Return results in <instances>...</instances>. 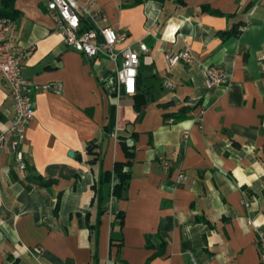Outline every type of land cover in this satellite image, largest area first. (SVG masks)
Listing matches in <instances>:
<instances>
[{
  "label": "crops",
  "instance_id": "1",
  "mask_svg": "<svg viewBox=\"0 0 264 264\" xmlns=\"http://www.w3.org/2000/svg\"><path fill=\"white\" fill-rule=\"evenodd\" d=\"M75 2L83 28L112 27L140 53L137 92L105 55L66 46L48 0L16 1L12 34L35 47L24 77L61 90L33 93L26 169L11 135L0 147V264H261L264 0ZM186 48L228 81L210 89L195 65L171 67L167 53ZM13 116L0 75V134ZM118 163L131 175L122 199Z\"/></svg>",
  "mask_w": 264,
  "mask_h": 264
},
{
  "label": "built area",
  "instance_id": "2",
  "mask_svg": "<svg viewBox=\"0 0 264 264\" xmlns=\"http://www.w3.org/2000/svg\"><path fill=\"white\" fill-rule=\"evenodd\" d=\"M91 4L94 5V2ZM48 9L67 47L91 59L105 55L118 66L117 81L123 93L128 96L136 94L141 56L131 47L120 48L126 41L125 33H120L112 27L83 30L75 0H48ZM14 24L13 19L3 17L0 13V75L5 87L9 89V98L13 101L14 111L10 126L0 134V147L3 146L6 136L11 135V148L15 152L20 169L24 170L26 163L20 146L26 137L27 129L35 119L33 93L39 90L59 92L61 85H41L24 77V62L35 47L32 46L27 51L23 50L19 40L12 34ZM140 49L146 52L148 47L145 43H140ZM166 58L171 67L184 63L200 68L210 89L228 81L229 77L223 69L200 63L189 48L178 53L170 51ZM165 85L172 90L176 88L169 81H166ZM185 137L188 138V133ZM164 167L168 169V161L164 162ZM187 179L185 172L180 170L176 183L181 185ZM257 232L260 260L261 264H264V233L258 230ZM36 252L39 253L40 250Z\"/></svg>",
  "mask_w": 264,
  "mask_h": 264
},
{
  "label": "trees",
  "instance_id": "3",
  "mask_svg": "<svg viewBox=\"0 0 264 264\" xmlns=\"http://www.w3.org/2000/svg\"><path fill=\"white\" fill-rule=\"evenodd\" d=\"M17 0H0V13L3 17H7L10 19H14L16 13L15 9V3ZM127 1V0H126ZM136 4L140 3L141 0H134ZM83 30H89L90 28L88 26H84ZM239 34V33H237ZM123 148L125 150L126 156L128 158H132L133 154L130 152V148L127 146L125 141H122ZM98 148V145L95 143H91L88 146L89 153L91 155H96V158H98L100 152L96 151ZM125 164L118 163L115 167V173L117 174V177L119 179V183L116 184L114 187V196L117 197L118 199H122L124 195V191L126 190L128 186V182L131 179L130 173L124 171ZM110 179V174H103L100 178V184H104ZM99 192H102V189L99 190ZM102 213H104V209L101 210ZM119 218H121V223L123 224L124 222V217L123 215H119Z\"/></svg>",
  "mask_w": 264,
  "mask_h": 264
},
{
  "label": "water",
  "instance_id": "4",
  "mask_svg": "<svg viewBox=\"0 0 264 264\" xmlns=\"http://www.w3.org/2000/svg\"><path fill=\"white\" fill-rule=\"evenodd\" d=\"M71 156H73V154L71 153Z\"/></svg>",
  "mask_w": 264,
  "mask_h": 264
}]
</instances>
